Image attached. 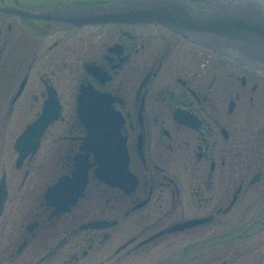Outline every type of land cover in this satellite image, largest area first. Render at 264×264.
Masks as SVG:
<instances>
[{
	"label": "flooded vegetation",
	"instance_id": "flooded-vegetation-1",
	"mask_svg": "<svg viewBox=\"0 0 264 264\" xmlns=\"http://www.w3.org/2000/svg\"><path fill=\"white\" fill-rule=\"evenodd\" d=\"M26 31L42 36L28 43ZM17 37L24 43H12ZM19 47L28 52L22 60ZM85 62L105 75L87 71ZM88 83L121 99L114 107L126 117L137 186L125 194L91 178L93 196L55 216L45 209L19 211L12 197L0 215V264H30L37 257L32 264L219 259L221 249L206 257L199 244L211 243L222 226L243 222L224 220L223 214L264 210V79L187 47L164 29L119 24L64 29L0 13V163L7 190L14 182L5 170L14 112L33 113L47 84L68 100ZM68 108L74 117L73 103ZM175 113L193 123H179ZM81 132L73 118L65 133H57L59 160L69 158ZM91 214L113 223L78 229ZM206 215L211 216L207 223L164 231L174 222Z\"/></svg>",
	"mask_w": 264,
	"mask_h": 264
},
{
	"label": "water",
	"instance_id": "water-1",
	"mask_svg": "<svg viewBox=\"0 0 264 264\" xmlns=\"http://www.w3.org/2000/svg\"><path fill=\"white\" fill-rule=\"evenodd\" d=\"M66 9L53 12L50 18L69 23L156 21L181 30L191 43L264 72V0H121Z\"/></svg>",
	"mask_w": 264,
	"mask_h": 264
},
{
	"label": "rangeland",
	"instance_id": "rangeland-1",
	"mask_svg": "<svg viewBox=\"0 0 264 264\" xmlns=\"http://www.w3.org/2000/svg\"><path fill=\"white\" fill-rule=\"evenodd\" d=\"M29 118H30V117H27V119H26V120H28ZM26 120H24V119H23V121H26ZM13 135H14V130H13ZM13 135H12V136H13Z\"/></svg>",
	"mask_w": 264,
	"mask_h": 264
}]
</instances>
